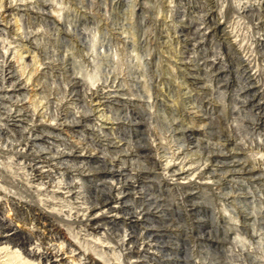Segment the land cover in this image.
<instances>
[{"label": "rangeland", "instance_id": "1", "mask_svg": "<svg viewBox=\"0 0 264 264\" xmlns=\"http://www.w3.org/2000/svg\"><path fill=\"white\" fill-rule=\"evenodd\" d=\"M9 3L0 264H46L34 246L65 258L51 264H264V7L249 14L264 0ZM108 88L117 100L100 110L87 92ZM74 146L87 156L62 151ZM121 189L117 220H88Z\"/></svg>", "mask_w": 264, "mask_h": 264}, {"label": "bare ground", "instance_id": "2", "mask_svg": "<svg viewBox=\"0 0 264 264\" xmlns=\"http://www.w3.org/2000/svg\"><path fill=\"white\" fill-rule=\"evenodd\" d=\"M15 4H19V3H15ZM264 7V5H263V3H259V5H257V6H253L251 9H249V14L251 15V16H257L258 15V12H259V10L260 9H262ZM13 8H19L18 7V5H17V7H15L14 5H13V3H9V5H5V7L0 11V12H5V11H8V10H10V9H13ZM21 8H22V6H21ZM16 10V9H15ZM7 14V13H6ZM215 22V25H214V27H213V29L214 30H221V32H224L225 34L227 33V31L223 28V26H222V24H221V22H218V21H214ZM264 22V19H262L261 20V23H263ZM214 24V23H213ZM2 27V26H1ZM215 32V31H214ZM221 32H219V33H221ZM228 34V33H227ZM233 58H236L237 60H238V62L239 63H244V60L241 58V57H239V56H232ZM13 66L14 64H10L9 62H8V64H7V62H5V63H3V66L5 67V66ZM21 65V64H20ZM22 67V66H21ZM243 67H244V70H243V74H244V76H245V78H246V80H247V82H252L253 80V78H252V74H249L248 72H247V69L245 68V65H243ZM220 73H222V72H220ZM13 74H10V73H8L7 75H4L3 77L2 76H0V77H2V78H4V79H7V80H11L12 78H13ZM30 78V77H29ZM0 80H1V78H0ZM37 82V81H36ZM254 83V82H253ZM111 85V84H110ZM114 85V84H113ZM25 86H27V85H25ZM253 86L254 85H251V86H247V89L250 91V90H252V88H253ZM23 87V86H22ZM22 87H20V88H22ZM100 87V86H99ZM106 87V86H105ZM109 87H111V86H109ZM113 87V86H112ZM256 87V86H255ZM26 88V87H25ZM30 88V87H29ZM100 90H92V89H89V91L87 92V96L90 98L89 100L91 101H94L95 103V105H96V107L98 108V109H100V110H102L101 109V107L102 106H104V108H105V106L108 104V105H110L109 104V102H111V101H113V100H117V98H116V96H115V94H113L114 93V91L111 89V88H108V89H103V91H100ZM119 94V93H118ZM253 95V99H257L258 98V94L257 93H253L252 94ZM119 97V96H118ZM264 103V102H263ZM107 105V106H108ZM257 105H259V106H257ZM256 106H257V109H261V110H263V108L261 107V102H260V100H259V102H258V104H257ZM97 110V109H96ZM104 110V109H103ZM91 111H94L95 112V110L93 109V110H91ZM94 112L92 113V114H94ZM104 112V111H103ZM97 114H99V113H97ZM102 114V113H101ZM88 115V114H87ZM11 116H13V117H15L16 119H14V121H18L19 119H17L18 118V116H19V114H15V115H11ZM76 116V115H75ZM98 116H101L102 117V115H98ZM89 117V116H88ZM93 117H95V116H93ZM108 118V117H107ZM202 118V117H201ZM89 120V119H88ZM110 120V119H109ZM108 120V121H109ZM76 122V121H75ZM103 122H105L104 120H103ZM109 122H111V121H109ZM109 122H105V123H109ZM63 124V123H62ZM61 124V125H62ZM89 124V123H88ZM103 124V123H102ZM102 124L100 123V125H99V129L100 130H102V128L103 129H106V128H108V126H106L105 125V127L104 126H102ZM95 126H97V125H95ZM93 127H94V125H93ZM114 127H116L115 125H114ZM89 128V127H88ZM112 128V127H111ZM122 128V127H121ZM99 130V131H100ZM113 130H114V128H113ZM198 130V129H197ZM111 131V130H110ZM194 133V132H193ZM191 136H192V134H191ZM103 137V136H102ZM106 137H107V135H106ZM105 137V138H106ZM104 138V139H105ZM191 138H193V137H191ZM100 139V138H99ZM103 139V140H104ZM119 139V138H118ZM189 139V138H188ZM194 139V138H193ZM192 139V140H193ZM107 140H109V139H107ZM105 141V140H104ZM98 142V141H97ZM96 142V143H97ZM100 142V141H99ZM114 142V141H113ZM127 142V141H126ZM200 142V141H199ZM103 143V142H102ZM105 143V142H104ZM106 143H109L110 144V142H106ZM115 143V142H114ZM90 144V143H89ZM116 144V143H115ZM114 144V145H115ZM118 144V143H117ZM111 145V144H110ZM91 146V145H90ZM103 146V145H102ZM105 146H106V144H105ZM108 146V145H107ZM74 148H76V149H72V150H70V151H66V150H64V149H62V151H64V152H66V154L65 155H72V156H87L85 153H84V151L82 152V149L83 148H81L80 149V147L79 146H74ZM77 148H79V149H77ZM94 149V148H93ZM120 149V148H119ZM87 150V149H86ZM97 151V150H96ZM61 154H59L60 156H63L64 154H63V152H60ZM87 153V152H86ZM93 152L91 151V154H92ZM95 153V152H94ZM179 153L180 152H176V156L175 157H179ZM218 154H220V153H218ZM222 154H224V153H222ZM54 155V154H53ZM94 155V154H93ZM213 155V154H212ZM221 155V154H220ZM50 155H48V156H44V158L46 159V160H55L56 159V157H53V156H51V157H49ZM92 156V155H91ZM158 156V155H157ZM226 155H223L222 157H225ZM153 157V156H152ZM105 158V157H104ZM118 158V157H117ZM217 158V157H216ZM61 159V158H60ZM173 159V158H172ZM211 159V158H210ZM103 160H106V159H103ZM174 160V159H173ZM216 160V159H215ZM214 160V161H215ZM155 161V160H154ZM166 161V160H165ZM61 162V161H60ZM167 162V161H166ZM170 162V161H169ZM169 162H167V164L169 163ZM180 162H182V161H180ZM59 163V162H58ZM184 163V162H183ZM182 163V164H183ZM167 164H163V162L161 163V166L162 165H167ZM172 164V163H171ZM207 164V163H206ZM153 165V164H152ZM168 165H170V164H168ZM184 165V164H183ZM230 166L231 165H233V164H229ZM156 166V165H155ZM205 166V165H204ZM203 166V167H204ZM208 165H206L205 167H207ZM153 167H154V165H153ZM159 167V166H158ZM158 167H156V168H158ZM169 167V166H168ZM198 168V167H197ZM212 168V167H211ZM162 169V168H161ZM164 169V168H163ZM187 169V168H186ZM176 170V169H175ZM178 170V169H177ZM198 170V169H197ZM38 172H40L39 170H37ZM118 171H120V170H118ZM122 171V170H121ZM205 171V170H204ZM176 171H174L173 173H175ZM186 170L184 169V167L182 166V168H180V170H178L175 174H174V176H177V178H179V179H185V178H189L188 176H187V174H186ZM198 172V171H197ZM212 172V171H211ZM245 172H247V171H245ZM43 172H40V174H42ZM140 173V172H139ZM188 173V172H187ZM190 173V172H189ZM195 173V172H194ZM202 173V172H201ZM247 173H249V172H247ZM196 174V173H195ZM209 173L207 172V175H208ZM190 175H194V174H190ZM190 178H191V176H190ZM189 178V179H190ZM192 178H193V176H192ZM199 178V177H198ZM188 179V180H189ZM115 185V184H114ZM114 185H112L111 186V189H113L114 190V188H116V187H118V184H116L117 186L115 187ZM134 188L136 187L135 185L133 186ZM127 188H129V187H127ZM127 191V190H126ZM119 194H117V195H115L114 197L113 196H110L109 198H108V200H106V199H104L102 202H100V203H96V204H94V205H91L90 207H88V209H87V211H88V220L89 221H91V220H93L94 222H95V220L97 219L96 217H98V215L100 214V213H102L101 211L102 210H104V212H109L110 213V217H111V219H113V220H117L118 218H119V213H118V211H119V208H120V205H112L111 204V201L110 200H113V199H117V200H120V199H122L123 197H124V191L121 189L120 190V192H118ZM122 193H123V195H122ZM193 194V193H192ZM128 196V194L126 195V197ZM230 196V195H229ZM119 203V202H118ZM120 203H121V201H120ZM116 204V203H115ZM41 213H43V212H41ZM87 213V212H86ZM86 213H85V215H86ZM118 213V214H117ZM103 215V214H102ZM41 217V216H40ZM103 217V216H102ZM99 218V217H98ZM39 219V218H38ZM92 222V221H91ZM93 224V223H92ZM51 225H53V226H55V224L52 222L51 223ZM56 227H57V225H56ZM93 229H94V231L96 230V229H98L97 227L95 228V226H93ZM60 230V229H59ZM148 245H150L151 246V244L150 243H147ZM25 251L27 252V254L28 255H30V256H32V257H34V258H39V259H43V260H45V261H47V263H49V264H51V258H55L58 262L60 261V260H63V258L64 257H61V253H59L58 251H56V250H52V249H50V250H47L46 252H44V251H42L41 249H39V248H37V247H27V248H25ZM64 260H65V258H64ZM41 261V260H40ZM64 262H66V261H64ZM46 263V264H47Z\"/></svg>", "mask_w": 264, "mask_h": 264}]
</instances>
